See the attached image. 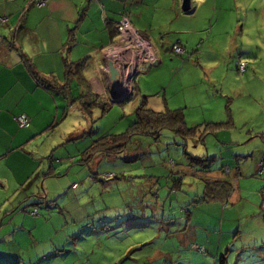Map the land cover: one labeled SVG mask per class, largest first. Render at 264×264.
<instances>
[{"label": "rangeland", "instance_id": "obj_1", "mask_svg": "<svg viewBox=\"0 0 264 264\" xmlns=\"http://www.w3.org/2000/svg\"><path fill=\"white\" fill-rule=\"evenodd\" d=\"M214 1L208 2V10L201 6L197 11L200 22L193 26L204 29V38L198 52L185 58L194 64L203 58V65L192 63L180 75L179 57L165 53L164 64L137 78L142 92L105 113L98 107L86 113L82 102L88 99L75 85L67 96L56 94L60 105L50 116L51 129L36 143L48 149L42 153L41 180L56 172L57 177L47 180L56 186H40L31 191L33 197L26 186L13 193L0 221V256L9 260L6 254L14 247L6 241L10 234L1 231L3 220L24 219L38 210L33 219L44 222L32 224L28 237L21 231L11 234L15 246L25 247L17 248L21 264H221L223 259L226 264H264V175H258L264 142L255 134L264 124V0H220L213 22ZM239 62L247 65L243 75ZM98 82L93 79L92 90L103 99ZM197 88L229 96H214V101L218 110H226L232 100L236 119L231 127L186 142L169 129L158 138L139 134L121 154H99L82 162V153L101 137L129 132L142 103L164 112L184 91ZM187 154L206 160L211 169H231L236 193L230 200L195 203L205 183L202 167L190 165ZM50 165L54 170L47 172ZM14 205L12 215L5 217Z\"/></svg>", "mask_w": 264, "mask_h": 264}, {"label": "crops", "instance_id": "obj_2", "mask_svg": "<svg viewBox=\"0 0 264 264\" xmlns=\"http://www.w3.org/2000/svg\"><path fill=\"white\" fill-rule=\"evenodd\" d=\"M29 1L31 0H0V17L8 19L6 25L0 24V207H2L0 221L7 203L12 202L13 193L20 188L26 186L24 190L30 192L33 197L31 191L40 190V186L42 188L48 185L56 186L55 181L47 183L48 179L57 177L56 172L52 173V176H45L44 181L41 180L44 167L41 162L42 153H47L48 149L45 148L43 151L44 148L36 143L44 140L51 129L53 120L50 116L59 109L60 102L56 97L59 93L53 91V88L49 90L41 86L32 71L35 70L41 77L54 82L52 85L55 88L63 86L66 82V60L71 63L86 61L80 78L89 81L93 94L96 93L94 89L92 90V81L93 79L99 81L104 91L103 99L109 100L112 97V85L110 79H106L100 72L101 51L116 39L115 26L123 16H128L134 27L161 50L153 46L159 60L141 74H148L153 66L164 64L168 57L165 53L174 54L173 46L180 44L186 50L184 56L175 55L179 57L177 63L181 66L179 71L181 75L187 67L193 68L192 59H185L186 55L190 57L196 54L197 44L204 38L202 34L204 29L200 30L193 25L200 22L196 17L199 8L205 6V10H208L206 7L210 0L192 1L195 11L191 7L189 13L183 11L182 0H32V3ZM42 1L44 3L38 5ZM221 4L220 0L214 1L216 12L213 13V22L217 19L218 5ZM220 10L223 11L222 8ZM72 37L74 43L70 46L67 43ZM9 38L11 42L8 41ZM209 42L208 36L203 51ZM202 60L203 58L198 61L201 65ZM85 75L90 77L87 78ZM75 79L71 87L77 86L86 95V87L76 85ZM140 86L137 84L139 93L142 92ZM214 96L229 97L223 93L217 94L216 91L214 93L197 88L184 91L174 102L173 108L171 102L166 107L174 110L184 109L186 121L193 125L203 126L225 120L233 123L236 118L231 109L232 100L228 99L226 110L225 108L218 110L220 105L215 103ZM191 109L193 111H189ZM194 112L196 114L192 115ZM200 112L203 114L197 115ZM21 114L30 117V128H19L16 118ZM200 121L203 124H199ZM255 134L258 137L264 134V124L259 130H255ZM263 153L264 150L259 153V160ZM72 161L73 158L70 162ZM49 169L53 171L54 165H50L46 171ZM222 177L213 176L214 179ZM232 177L235 178L234 175ZM233 192L232 196L236 193L235 188ZM12 209H15V205L6 211L5 217L12 215ZM33 220H35L33 216L25 214L24 219H15L11 222L3 220L2 223L6 225L1 231L4 230L6 236L10 234L6 241L14 247L6 254L9 260L3 255L0 256V264L20 262L21 256L18 255L17 248L25 247L23 244L15 246L16 242L12 241L11 234L21 231L23 236L28 237V233L31 234L34 229H31L32 224L44 222L43 219L35 222ZM13 223H16L14 231ZM13 252L14 255H11Z\"/></svg>", "mask_w": 264, "mask_h": 264}, {"label": "trees", "instance_id": "obj_3", "mask_svg": "<svg viewBox=\"0 0 264 264\" xmlns=\"http://www.w3.org/2000/svg\"><path fill=\"white\" fill-rule=\"evenodd\" d=\"M115 33H116L115 35L116 39L111 43V45H113L118 40L117 25L115 26ZM73 43H74V38L72 37L68 41L67 44H70L71 46ZM176 45H180V44H176ZM172 51H173V48H172ZM184 55H178V56H184ZM85 62L86 61H82L78 63H71L68 60H66L65 61L66 82L63 86H56L55 88L52 85V83L54 82H51L49 79H46L44 77H41L35 70H33L32 72L35 75V78L39 81V84L41 86L49 90L54 89L53 91L56 90L57 93L63 94L65 96H67L70 93L72 89L71 85H72L73 79L76 78L75 82L78 81V85L84 86L87 89V93L83 97H87L86 99H88V101L82 102V105H83L85 112L90 113V114L93 110L92 109L93 107L95 108L98 107L102 109L103 112L105 113L107 112L108 108L111 107L112 104L123 103L129 98L133 97L136 94V92H138L137 82H136L134 84V91L131 95H127V96L123 95L121 97H116V98L110 97L109 98L110 101L108 100L109 103L105 102L103 99L99 98L98 96H94V94L91 93V90H90L91 88L89 87L90 85L88 83L89 81L84 79L83 77L80 78L82 76L83 67L86 64ZM136 116H137L136 123L134 124V126L131 127L129 132L125 134H121V135H109L108 134V135L101 137L99 140L94 142V144L90 148H88L87 150L84 151V153H82L84 154L82 162L88 164L89 162L93 160V158L96 155H99V154L107 156V157L121 154L127 149V146L131 142L132 137L139 135V134L141 135L149 134L152 136H156L158 138L160 137V133L163 130L169 129L177 136L183 138L186 142L191 138L200 137L202 139L209 135L215 136L218 131L226 127L232 126V122L231 123L227 122V123H210V124H205L203 126L196 125L192 128H189L186 123L184 109L169 110L167 108V110L164 112H155L149 109L145 103H142L141 106L137 109ZM201 128H203L202 131H200ZM261 138H263L264 140V134L261 136ZM187 155H188V159L190 160V165L200 166V168L202 167L200 172H202L203 174V176L201 177L205 183L204 194L202 195V197H199V199L196 200L195 203L199 204L201 202L208 203V202L230 200L232 193L234 191L233 183L236 180L235 178L232 177L231 169L228 167H224V169H221V170H214L204 164L205 162H207L206 160L194 158L189 154ZM263 160H264V153L262 154L261 159L259 160L258 175L260 176L264 175V167L261 165ZM221 171L223 173L222 176L224 177L221 176L222 178L214 179L213 178L214 173L221 172ZM52 175H53L52 172L47 173V176H52ZM35 211H37V214L33 215ZM35 211L31 212V216L33 217L39 216L38 210H35ZM7 264H21V262H16V263L14 262V263H7ZM221 264H226L224 259L222 260Z\"/></svg>", "mask_w": 264, "mask_h": 264}, {"label": "built area", "instance_id": "obj_4", "mask_svg": "<svg viewBox=\"0 0 264 264\" xmlns=\"http://www.w3.org/2000/svg\"><path fill=\"white\" fill-rule=\"evenodd\" d=\"M43 3L42 1L38 5ZM7 23L8 19L0 17L1 25H6ZM117 33L118 40L101 51L104 64L100 70L110 79V64H113L119 72V86L117 90L123 92L121 96H127L133 93L134 84L138 76L148 66L155 65L159 58L152 43L134 27L128 16H123L119 24H117ZM173 52L177 55H184L186 53L181 45H175ZM237 67L239 72L244 74L247 65L239 62ZM16 121L21 129H27L31 125V120L26 114L18 116ZM261 165L264 167V160ZM36 214L37 211L33 213V215Z\"/></svg>", "mask_w": 264, "mask_h": 264}, {"label": "water", "instance_id": "obj_5", "mask_svg": "<svg viewBox=\"0 0 264 264\" xmlns=\"http://www.w3.org/2000/svg\"><path fill=\"white\" fill-rule=\"evenodd\" d=\"M192 1L193 0H182L183 2L182 9L184 12L189 13L191 11ZM110 72H111L110 80H111V85H112L111 96L112 98L120 97L123 94V92L117 90L119 86V72L113 64H110Z\"/></svg>", "mask_w": 264, "mask_h": 264}]
</instances>
